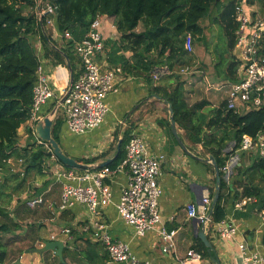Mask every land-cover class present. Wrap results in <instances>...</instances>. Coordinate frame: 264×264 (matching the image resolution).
I'll use <instances>...</instances> for the list:
<instances>
[{"label": "crops", "instance_id": "0c3cea01", "mask_svg": "<svg viewBox=\"0 0 264 264\" xmlns=\"http://www.w3.org/2000/svg\"><path fill=\"white\" fill-rule=\"evenodd\" d=\"M99 20L100 30L105 40V50L97 61L103 70L120 69V75L117 79V92L110 94L106 100L110 111L105 122L100 128L82 136L70 133L60 107L62 99L70 88L73 72L69 70L68 64L66 66L56 65L44 56V48L38 36L34 38V41L44 69L50 76V84L54 92V96L41 108L40 117L43 119L46 116H52L55 120L59 114L62 119L59 137L66 154L75 159H91L107 155L106 159L98 163L113 158L119 139H122L125 130L132 126L133 130L130 135H139L148 145L152 155L165 157L162 161V175L159 179L163 189L159 203L162 225L144 236H138L134 228L121 219L115 203L122 189L127 186V173L117 174L106 180L113 190L114 203L103 210L99 218L101 224L108 228L109 234L114 239L127 243L137 258L152 264H180L178 259L185 258L193 249L201 250L199 252L204 254L205 251L200 242L210 249L209 252L215 251L218 257L217 261L211 257H203L202 264H244L239 251V245L244 243L251 252L264 257V219L261 213L264 208L263 204L256 199L242 208L235 206L238 200L244 198L241 197L243 188L235 184L236 180L240 179L237 176V169L248 168L252 163V158L257 156L240 152L237 149L228 161L224 179L229 184L230 199L226 204L225 222L235 226L238 233L231 240H223L212 228H207L206 237L212 245L209 248L199 237L202 230L201 222L188 218L187 206L194 203L201 211L204 198L210 197L213 200L217 184L216 172L210 162L211 155L205 150L203 144L190 142L186 127L188 126L187 114L182 116L183 126L175 121L179 138L186 149L183 148L171 129L172 116L169 104L153 93L154 87L158 85L166 86L169 91L180 88L187 107L189 105L191 108L196 103L206 104L192 114L193 125L200 126L201 122L205 121L203 127L205 133L222 134L221 130L210 129L208 124L221 105L226 102L230 83L235 82L232 80L229 65L232 62L238 63L240 54L235 48L230 51L228 47L229 55L227 56L231 58V61L226 66L223 77H219L216 68L214 73V64L211 62L208 45L206 41H202V36L207 37L208 33L211 35L217 23L223 26L220 18L214 21V26L206 18L207 23L205 24V21L201 23L204 28L203 35L200 37L191 35L193 50L188 52L186 49L188 55L183 59L185 65H177L173 71L167 66L155 67L152 72V84L148 83L147 72L143 68L147 60L156 59L158 55L150 53L144 60H141L133 51L121 49L117 56H123L128 64L124 67L111 64L107 55L111 49L107 44L110 41L118 42L121 35L112 18L101 16ZM47 30L57 47H62V34L57 21L54 20V25L48 27ZM143 31L144 27L140 24L136 32ZM127 44L123 42L120 46ZM184 46L186 48V40ZM77 59V69L81 72V63L78 57ZM137 61L139 62L135 65ZM186 68L191 71L183 73L182 69ZM240 114H245V110H241ZM30 127L28 123V128ZM21 134L24 135L27 144L29 138L25 126L20 128ZM38 142L41 143L40 140ZM26 144H20V146L24 147ZM235 149L236 144L231 141L225 151L233 152ZM15 162V160L12 161L13 166ZM58 165L60 164L55 158L50 159L48 165L50 168L45 170L47 173H44V176H33L29 180L28 189L20 196H14L11 204L7 205V212L11 213V216L13 212L15 213L22 228L8 234L0 232V240L7 252V258L0 264H118L112 262L105 247L93 239L92 232L87 229L92 216L83 206L76 205L66 211L61 209L63 185L54 175L55 167ZM30 189L32 192H29ZM39 197L43 198V203L37 206L39 211L35 215L32 216L29 210L23 208L16 209L21 202H28ZM36 208L30 209L35 210ZM162 226L169 231L176 232L174 248L168 253L163 252L164 242L158 232ZM65 230H70V233H66ZM49 242L63 243L64 248L61 253L59 249H47Z\"/></svg>", "mask_w": 264, "mask_h": 264}, {"label": "trees", "instance_id": "16d2710c", "mask_svg": "<svg viewBox=\"0 0 264 264\" xmlns=\"http://www.w3.org/2000/svg\"><path fill=\"white\" fill-rule=\"evenodd\" d=\"M58 7L55 20L59 31L63 35L70 32L77 41L82 40L89 32L93 22L101 17L108 16L113 19L114 25L121 35L120 40L110 41L107 45L108 61L113 65L124 67L128 61L123 56H117L121 49L131 50L144 60L146 55L156 53L158 58L147 60L144 66L147 72V81L152 84V72L155 67L167 66L175 70L177 65L183 66V59L188 55L184 46L187 35L202 36L204 28L201 23L208 17L213 9L219 14L221 23L226 30L228 47L230 51L236 45L235 12L242 0H46ZM249 6L258 4L257 14L264 17V0H246ZM142 24L144 31L137 33ZM47 16L41 19L36 13L35 0H0V232L8 234L22 228L18 217L7 212V205L20 196L28 188L29 180L36 175L44 176L49 169V160L55 158L50 146L39 143L32 127L28 128L33 105V91L37 80V69L40 65L38 51L34 38L38 36L44 48V56L56 65L66 66L70 61L74 79L78 72V59L74 53L73 45L57 47L48 34ZM127 42L126 46H120ZM189 61V60H188ZM136 62L135 65L138 64ZM179 63V64H178ZM189 64V63H188ZM238 63L229 65L232 80L236 79ZM153 93L160 96L174 110L175 121L183 126V117L188 115V138L194 144H203L205 150L215 158L221 173L220 197L214 207L212 220L214 224L226 219V204L230 199L229 184L224 179V168L228 161L239 149L244 136L256 138L264 135V106L240 114L227 108L226 102L221 105L217 113L210 120L208 127L215 131H222L221 135L209 134L203 131L205 121L200 126L191 122V116L205 103H196L187 107L180 88L169 91L164 85L155 86ZM62 119L57 115L54 120L52 134L61 144L59 130ZM27 125V127H26ZM29 142L20 146V128L24 127ZM133 127L127 128L122 137L119 155L108 167L115 169L126 157V146L130 140ZM234 141L236 149L226 152L229 142ZM117 153V150L114 149ZM115 153V155H116ZM107 155L98 158L77 159L79 163L93 165L106 159ZM19 163L24 170H15L12 161ZM64 166V165H63ZM66 167V166H65ZM98 169V168H95ZM81 170V169H80ZM85 171V170H82ZM236 186L243 188L241 197H253L264 206V157L252 158L248 168L237 169ZM213 194V192H212ZM214 195V194H213ZM214 197V196H213ZM20 201V199H18ZM19 205V204H18ZM29 210L31 215L39 211V207L31 210L27 202H21L16 209ZM200 242V241H199ZM205 253L204 258L211 257L217 261L215 251L209 252L200 242ZM0 240V263L7 258V252ZM201 251V250H198Z\"/></svg>", "mask_w": 264, "mask_h": 264}, {"label": "built area", "instance_id": "2783aa9c", "mask_svg": "<svg viewBox=\"0 0 264 264\" xmlns=\"http://www.w3.org/2000/svg\"><path fill=\"white\" fill-rule=\"evenodd\" d=\"M35 2L37 16L40 19L47 16V26L52 27L58 7L46 0ZM253 12L257 10L249 6L246 0L237 5L235 12L237 23L235 49L240 54L238 81L230 83L226 104L229 110L237 113L241 110L247 113L264 106V17L259 14L254 17L251 15ZM99 18L93 22L89 32L80 41L75 40L70 32L62 35L63 47L71 43L81 63V72L60 103L69 131L76 136L88 134L103 125L110 111L106 100L110 94L117 92L120 69L103 70L97 61L105 50ZM192 47L193 39L188 35L186 39L188 52H192ZM38 55L40 65L36 73L37 80L29 119L33 130L42 120L41 108L54 96L50 76L44 69L39 52ZM190 71L189 68L182 69L183 73ZM238 151L263 158L264 135L260 134L256 138L244 136ZM164 158L163 155L159 157L152 155L146 142L139 135L132 134L126 146V157L115 169L107 166L82 171L61 164L55 167L54 175L63 185L61 209L66 211L80 205L90 213L92 218L87 229L92 232L93 239L105 247L114 263L152 264L137 258L127 243L114 239L108 228L99 221L103 210L114 203L113 190L106 180L117 174L127 173V186L122 189L115 206L121 219L133 227L138 236H144L162 225L159 203L163 189L159 179ZM19 163L21 165L23 161L19 160ZM226 170L225 167L224 171ZM255 200L253 197L242 198L235 206L242 208ZM42 203V197L27 202L31 209ZM187 209L189 219L199 220L205 229L212 228L223 240H231L238 233L235 226L226 224L225 221L213 223V200L210 197L203 199L201 211L194 203L189 204ZM261 213L264 219V208ZM65 232L70 233V230ZM158 232L164 242L163 252L172 251L176 232L169 231L165 226L159 228ZM239 251L244 264H264V257L251 252L247 244H240ZM178 261L180 264H202L203 255L193 249L185 258Z\"/></svg>", "mask_w": 264, "mask_h": 264}, {"label": "water", "instance_id": "95a60500", "mask_svg": "<svg viewBox=\"0 0 264 264\" xmlns=\"http://www.w3.org/2000/svg\"><path fill=\"white\" fill-rule=\"evenodd\" d=\"M67 63H68L69 70L72 72V68H71L69 59H67ZM73 82H74V77L71 74L70 87L73 84ZM169 110H170V114L172 116L171 117L172 132H173L174 136L177 138L178 142L183 146L184 149H186L185 146L183 145V142L179 138V135H178V132L176 129V122H175V118H174V110H173L172 105H169ZM55 112L53 113V116H54ZM53 123H54V120H53L52 116L44 117L42 120H40L37 123V125L35 127V136L38 140L41 141V143H45L46 145L50 146L54 156L67 168L81 169V170H88V169H92V168L102 169V168L107 167L110 164H112L115 161L116 157L119 155V152L121 149V144H122V139H119V141H118L117 153H116L115 157L107 159V160L100 162L96 165H87V164L79 163L77 161V159L66 154L65 151L63 150L61 144L53 137V134H52ZM210 162H211V164L214 167V170L216 172V184H217V186H216V191H215V194L213 197V210H214V207L216 206V204L219 200V197H220L221 173H220V169L216 163V160L213 156L210 157ZM199 237L209 248L212 247V245L209 243V241L206 237V229H205L204 225H202V230L199 233ZM63 248H64V244L61 242H49L47 244V249H51V250L59 249V253H61Z\"/></svg>", "mask_w": 264, "mask_h": 264}, {"label": "rangeland", "instance_id": "374dc122", "mask_svg": "<svg viewBox=\"0 0 264 264\" xmlns=\"http://www.w3.org/2000/svg\"><path fill=\"white\" fill-rule=\"evenodd\" d=\"M255 5H256V8L258 9V7H259L258 4H255ZM218 18H219V14H217L216 10L213 9L211 11V13L208 15L207 21L211 25L214 26L213 23ZM206 23L207 22L205 21V24ZM202 41L207 42V45H208L207 49H208L210 57H211V62L214 64V66H213L214 73H215V68H216V71L218 72L219 77L220 76L223 77V74L226 71V66L231 61V58L229 56H227V55H229L228 37L225 33L224 27L221 24L217 23L216 27L215 26L213 27V29L211 31V35L208 33L207 37H205V35L202 36ZM35 44H36V42H35ZM208 58H209V56H208ZM23 136L24 135L21 134L19 144H26L27 141ZM81 157H78V158H81ZM13 168H14V170L11 169L12 172H15V170H17V171L18 170H21V171L24 170V166H21L20 163H18V162H15V166H13ZM49 168H50V166H49ZM29 192H32V189H30Z\"/></svg>", "mask_w": 264, "mask_h": 264}]
</instances>
